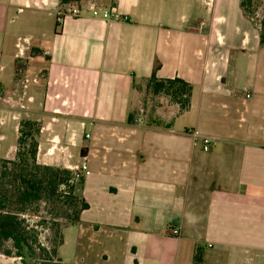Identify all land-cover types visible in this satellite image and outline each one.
Segmentation results:
<instances>
[{
	"label": "crops",
	"instance_id": "obj_1",
	"mask_svg": "<svg viewBox=\"0 0 264 264\" xmlns=\"http://www.w3.org/2000/svg\"><path fill=\"white\" fill-rule=\"evenodd\" d=\"M86 2L58 26L59 0H0V158L31 120L38 164H88L89 209L63 229L73 252L61 262L264 264L260 25L241 0H118L119 22L93 19ZM29 48L46 68L26 91L16 65ZM154 71L192 86L189 108L158 112L161 124L139 114Z\"/></svg>",
	"mask_w": 264,
	"mask_h": 264
},
{
	"label": "trees",
	"instance_id": "obj_2",
	"mask_svg": "<svg viewBox=\"0 0 264 264\" xmlns=\"http://www.w3.org/2000/svg\"><path fill=\"white\" fill-rule=\"evenodd\" d=\"M88 0H59L60 9L65 6H78ZM263 15L260 22V40L264 45V0ZM252 0H241V8L248 15L249 8L253 6ZM58 17V26L59 24ZM154 95L164 94L172 98L182 111L189 108L192 97V86L181 79L159 80L154 71L148 81ZM134 117L129 115L128 123L132 124ZM37 124L22 120L20 123L18 139V152L15 161H2L0 173V254L11 256L10 250L4 251L6 243L11 242L16 255L23 258L25 254L33 255L36 235L25 225L23 216L29 212L37 213L43 204L52 207L57 212L65 211L68 225L78 226L82 212L89 209L88 203L76 194L77 184L72 183L73 172L43 166L37 163L38 143L32 133ZM39 128L35 129L36 134ZM34 235V237H33ZM34 239V240H33ZM63 243V237L60 245ZM44 251V250H43ZM198 255L195 261L198 262ZM43 264H50L43 262ZM60 264H63L60 261Z\"/></svg>",
	"mask_w": 264,
	"mask_h": 264
},
{
	"label": "rangeland",
	"instance_id": "obj_3",
	"mask_svg": "<svg viewBox=\"0 0 264 264\" xmlns=\"http://www.w3.org/2000/svg\"><path fill=\"white\" fill-rule=\"evenodd\" d=\"M98 1L99 3L109 2V0ZM252 2L253 6L249 8L248 16L252 18L255 24L260 25L263 15V1L252 0ZM71 6L72 5H67L63 10L65 11L66 7ZM36 54L37 53L35 52L34 48H29L25 52L23 58H21L19 63H17L16 65V78L24 82V84L20 83V86L26 91H29L30 82H32V80L36 78L34 76H37L36 74L42 76L44 74V69L46 68L44 66L46 64H43L42 67L41 65H39V68L37 67L35 60H33L34 58H36ZM138 94L140 97V106L145 109L144 112H139V114L142 117H145L146 120L151 123L156 122V124H161L160 120H157L158 118H161L159 116L160 113L158 112L162 110L167 111V109L173 108V104L175 103L172 98L164 94L154 95L149 87L148 82H142V84L139 85ZM26 100H28V98H26ZM35 123L37 124V126L34 127L32 133L36 139L38 137V134L40 133V130L39 133L36 134L35 129H40V125L42 123ZM1 151L2 149H0V155ZM14 151L15 152L12 156V159L6 161L16 160L18 143ZM2 161L3 160L0 158V173L2 171ZM77 185L78 186L76 187V194L80 196L78 192L80 186L79 184ZM22 219H24L25 225L29 226V229L34 232V235H36V242L32 244L34 253L33 255L25 254L23 258H20L16 255V250L13 249L12 243L9 242L5 244L3 250H10L12 254L11 256L0 254V264H43V262H49L50 264H60L61 258L59 252L63 259H65L68 254L72 255L73 243L71 238L68 239L67 246H65L64 243L60 245L63 237L62 234H65L63 232V229L69 224V221L65 219V211L63 212L59 210L57 212L52 207H48L42 204L37 213L29 212L25 216H23Z\"/></svg>",
	"mask_w": 264,
	"mask_h": 264
},
{
	"label": "built area",
	"instance_id": "obj_4",
	"mask_svg": "<svg viewBox=\"0 0 264 264\" xmlns=\"http://www.w3.org/2000/svg\"><path fill=\"white\" fill-rule=\"evenodd\" d=\"M86 9V12L92 17L93 19H99L103 21H126V17H123L118 10V0H109V2L102 3L98 0H88L86 2V5L84 7ZM71 16L74 18H79L82 15V10L78 6H71L66 7L63 14H60L59 17V24L62 21V17ZM249 98V96H247ZM138 122H140L139 119H137ZM189 134L194 137L195 141L198 142L200 140L202 150L204 151H210L212 148V140L209 137H200V135L197 132L190 131ZM86 138H90V135H86ZM88 172V164L84 159V162L82 163L81 167L78 168L73 174V181L72 183H79L80 180L84 177V175ZM173 235H177L178 232L174 230L172 232Z\"/></svg>",
	"mask_w": 264,
	"mask_h": 264
}]
</instances>
